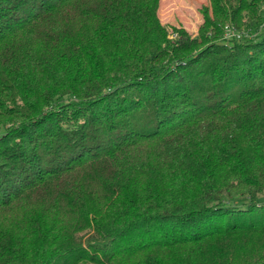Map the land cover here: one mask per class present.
I'll list each match as a JSON object with an SVG mask.
<instances>
[{
  "label": "trees",
  "instance_id": "trees-1",
  "mask_svg": "<svg viewBox=\"0 0 264 264\" xmlns=\"http://www.w3.org/2000/svg\"><path fill=\"white\" fill-rule=\"evenodd\" d=\"M263 3L0 0V264H264Z\"/></svg>",
  "mask_w": 264,
  "mask_h": 264
},
{
  "label": "rangeland",
  "instance_id": "rangeland-1",
  "mask_svg": "<svg viewBox=\"0 0 264 264\" xmlns=\"http://www.w3.org/2000/svg\"><path fill=\"white\" fill-rule=\"evenodd\" d=\"M150 2L155 10L156 17L167 27L170 37L175 36V32L172 31L173 26L182 27L192 37H197L199 26L205 21L203 7L209 4V0H150ZM260 10L264 18V3ZM257 33L244 31L239 34L250 38L256 36ZM231 34V29H227L225 33L226 41L230 40ZM135 172L133 176H135L136 185L138 184L136 188L138 196L146 195L159 187L167 185L171 179L170 174L161 172V170L153 171L148 175H143L141 170ZM131 198V196L128 199L118 197L113 201V204L124 206ZM214 221L217 222L216 219Z\"/></svg>",
  "mask_w": 264,
  "mask_h": 264
},
{
  "label": "built area",
  "instance_id": "built-area-1",
  "mask_svg": "<svg viewBox=\"0 0 264 264\" xmlns=\"http://www.w3.org/2000/svg\"><path fill=\"white\" fill-rule=\"evenodd\" d=\"M231 32H232V31H231ZM232 34H234V33L232 32ZM232 34H231V35H232ZM235 35H236L237 37H240V34H235Z\"/></svg>",
  "mask_w": 264,
  "mask_h": 264
}]
</instances>
